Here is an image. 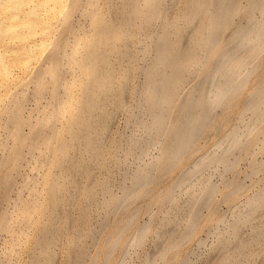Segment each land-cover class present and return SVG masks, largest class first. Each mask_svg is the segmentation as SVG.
<instances>
[{
	"label": "bare ground",
	"instance_id": "bare-ground-1",
	"mask_svg": "<svg viewBox=\"0 0 264 264\" xmlns=\"http://www.w3.org/2000/svg\"><path fill=\"white\" fill-rule=\"evenodd\" d=\"M80 1L82 2V0H73V3L70 5L69 4L70 2L68 3V0H0V44L1 45L4 44L5 47L7 46V48H9V47H11V45H10L11 40L12 41L14 40L12 42V44L15 42V40H17L16 43H18V40L20 42L19 43L20 45L18 46L19 49L17 48L18 50L14 52L15 57L11 62L7 63L4 56L0 53V83L1 84L5 85L6 87L8 86L7 84L9 83V80L11 79L12 74H13L12 73L13 68L11 70L12 66H15V65L20 66L21 69L23 68L25 70L26 68L28 69L29 65H31V63H33V61H35L39 57L37 55L39 52V48H41L42 46L45 47V45H46V43H45L46 41L45 42L42 41L43 40L42 37H44V39L46 40V37H48L49 32L52 31L51 26L53 25V22L51 23L50 21L53 18V16H51V15H54V17H55V14H53V13H55L56 11L59 13H63L64 15H59V17L64 16L63 18L61 17L62 19L60 18L62 20L61 24L62 23H63V25L65 24L64 26L68 27L67 31L70 32L71 34H74L73 32H71L72 29H74V26L72 24H70V19H72L71 16L74 14L72 11L77 10L76 8L79 6L82 7L81 6L82 3ZM138 1L139 0H121V7H119L120 13H121V18H120L121 20L116 18V16L119 17V15H117L118 12L115 13L112 9V8H115L116 6L111 7L112 10H108L107 8H109V7H106L107 11H109V12L113 11L116 14V16L114 14V16H115L114 18H116V20H118V22L116 23L114 18H113L112 12H111L109 14L110 15L109 17H112L113 18V19L111 18L112 22L113 21L114 22L109 23L110 25L107 24L109 21L106 22V24L108 25L107 27L103 26V25H106L105 22L103 23V21H106V19L103 20L104 17L106 16V14L104 17L102 15L101 19H98V17L100 18V16H101L100 14L102 13L101 12L102 10L99 11L100 14L97 18L94 15H91V18H90L91 21L94 18V21H92L93 27L91 26L93 29H91V31L94 33L91 34L92 32L90 31L91 33L89 35L86 32L85 36H82L83 39H84V37H86L84 40H80L78 38L80 40L79 43L81 41H84V44H86L85 46H84V44L82 45V47L84 46V48L80 47L81 50L84 49L85 51H83V50L81 51L79 49V51H81V53L85 52L84 54L83 53L80 54V52L78 51L77 47L79 45H77V47L75 45H73L74 47H73V50H71V54H67L65 52L66 50H64L62 47H63V45L64 46L66 45V47H68V45H69L68 41H70L69 40L70 33L68 34L67 31H65V30L63 31L64 33H61V35L57 34V36H56V37H58L57 39L55 37H54V40L52 39L53 41H55V39H56L57 42L56 41L55 42L58 43L59 45L61 44V48L63 51L58 50V49H60L59 45H58V49L53 48V49H55V50H53L54 52L56 50H58V51H56L55 53H53V51L52 52L50 51L51 53H53L51 55H49L50 53L49 54L47 53L49 55L47 57V60H50V61H48L50 66H48V64H47V66L49 67V69L47 67L48 71H45L44 69H43V71H45V73L50 72V74L52 75V77L50 75V77H51L50 81H52L51 82L52 84L49 83L50 81L47 83L49 84V86L51 84V86H50L51 92L50 93H52V97L56 102V104H55L56 107L54 109L52 106L53 110L52 111L50 110V113L48 111V113H46L47 115L43 117L44 118V119H42L43 121L40 122L38 120L39 123H37L36 125L34 124V127L35 128L38 127L40 129L44 128L43 130L46 131L47 129H45L44 126L48 127V125H47L48 122L50 124H52L51 122H54L53 126L52 125L49 126L50 129H48V131L50 130L49 131L50 133L48 132L49 134L46 135V133L44 131L43 133L46 136L43 137L41 135V137H43V139L41 141L44 142V140H45L44 144L47 146L46 148L49 147V150H48L49 154L46 157L44 156L45 159H41L43 161L44 160L46 161V164L48 166V170L46 169V167L43 166L45 163L42 164L43 162L41 160H40V162H42L41 164H42L43 168L46 169V172H44V175H45L46 186L48 184V189L46 188L47 190L46 189L45 190L47 191V194L49 195V197H48L49 202L54 205V207L56 209L55 211H57V212L50 213L49 211H51V210L49 209L48 212L51 215L45 216L46 218H48L49 223L45 224V226H43V227L41 226L42 228H40V234H39V237L37 238L38 240L36 239L37 240L36 241L37 247L35 245L36 249L33 246L34 247L33 249H35V251H33L34 252L33 253L34 261L32 259L33 264H51L52 263L53 257L56 253V251L54 250L55 246L63 238V236L65 234V230H66V225L68 224V229H69V226H70L69 222H72V217H71L72 215L69 212L72 210H68V209H70L69 207L72 205H77V203L79 201V194L81 192L83 194H85V196H87L90 199L89 201H91V199L93 200V197L96 194V193H94V191H95V188H97L96 187V185H97L96 181L97 180L95 178L94 172L99 166H101L103 164L104 159H106L105 157L108 158L107 155L113 157L110 150H108L109 148L112 147V145L109 144V145H111V147L107 146L106 148H108V149L105 150V146H104L105 140L103 139V135L105 136L104 132H106V129L108 127V124H107L108 121L107 120L111 117L110 116L111 115V107H113L112 110H115V109L116 110L117 109L118 110H121V109L125 110L131 116L133 114L132 112L135 110L133 107H135L136 110L143 112L145 115L148 113V116L151 115L153 117V120H152L153 122L149 123L150 122L149 121L148 122L149 124L148 123L146 124V127L144 129V133H143V139L139 140V139H137L136 136L128 138V139H130V140H128L129 144L127 143L129 146H127V144L125 143L127 149L125 150L124 157H129V155H132L134 153L136 146L140 145V141L144 142V145L141 149L142 154H147L151 147H153L156 144H160V143L164 142L162 139H163V137L166 136L165 135L166 132L167 131L169 132V126L171 125L170 124V122H171L170 121V114H171V110H172L171 106L174 103V101H173L174 98L177 97V95H178L177 94L179 92L178 90L181 89V88L178 89V87L180 86V85L178 86V84H181L187 78L188 74L191 73L192 70H194L196 65L199 66L201 61L204 60V57H205L204 55H207L208 52L210 53V50L214 46L215 42H217V44H218L219 40L216 41V39H217V37H219V34H221L222 31L230 23H232L233 18H235V16L237 17V14H239L240 10H241L240 9L241 7L239 8L240 0H186V2H185L186 3V9H185V12L183 11L182 16L181 15L175 16V14H172V15H169V14L166 15L165 14V16H164V14L162 13L163 14L162 16H164V17L162 18L163 20H161L162 23L158 27V29H159L158 36L156 37V34H155L154 38H156V41H155L154 45H153V43L150 44V41L148 43V41L146 40V39H148L147 36H146V39H143V38H145V35L144 36L139 35L140 38L142 37L141 39L139 38V36H137L138 38H136V39H139L140 43H141V40L143 39V41H142L143 43H141V44H143V47L140 46L141 47L140 51H138L139 50V48H138V50H137L138 52H137V51L133 50L134 48L136 49L137 47H134L133 46L134 44L131 45L132 40L138 34L137 33L135 35V32H137L139 30L137 28L138 30L136 29L137 30L136 31L135 28L137 27V25H140L141 27L146 26L148 24V19L150 20V18L153 16H155V17H156V15H158V17L160 16L159 2L161 3L162 0H144V1H142L143 3L141 2L142 4H144V5H142V7L139 6L140 2H138ZM85 2L88 3V0H85ZM31 3H33L34 5L27 8L26 5H30ZM90 3H92V0H90ZM93 4H94V2H93ZM67 5H69L68 6V7H70L69 9H68V7L65 8ZM65 9H68V10H66V12H64ZM104 11L106 12V10H104ZM180 11L182 12V9H180ZM105 12H103V13H105ZM161 12H162V10H161ZM120 13H118V14H120ZM170 14H171V11H170ZM50 16L52 17L51 19H50ZM179 16H181L183 18V20H184L183 23H180ZM196 19H198V20H196ZM244 19L246 20V21H244L245 23L242 24V22H241V24L239 26L237 25V28L235 27L236 29L232 33H230V35H229L230 37H228L230 47L228 49H225L224 51L222 50L223 52L221 53L220 58L218 57L219 60H217L218 62L216 63L215 66H213V70L211 71V73H209V75H207V77L204 76L206 78H204V79L202 78L203 79L202 80L203 85H202V83L199 84L200 83L199 81H201V79L198 81L199 82L198 84L195 82V86L200 85V87L198 86L199 87V88L197 87L198 89L196 88V90H193L194 94L191 98H189L188 102L186 101L187 103L185 102V104H186L185 106H183L184 105L183 103H180V104H183L182 105L183 107L181 108V106H180V107H178L179 111L177 110V112H178L177 113V120H176L177 127L175 126L176 125V123H175V125H174L175 128H174V133H173L174 135H173V137H171L172 139L170 138L172 140L171 141L172 144L170 143L171 146L169 145L170 147L167 148V150L168 149L170 150V151L168 150L169 155L166 151V153H167L166 155H168V158L167 157L166 158L169 160V162L171 164L166 159L167 163H169V166L166 168L170 169V166L173 163L175 164V162L178 161V159H180L181 155L186 153L185 151L187 150V147L190 148V146H191L190 144H192V142L194 144V141L195 142L197 141L198 138H196V135L198 137V133L199 134L201 133L199 130L204 128L203 126L205 125V123H207L208 120L210 121L211 117L213 119L214 115H212V114H214V111H216V108L218 106H220L221 103L223 104V102H226L231 96H233L234 93L237 92V90L240 88V86L243 83L245 85V83H246L245 79L247 80V77L249 76V74H251L250 70L252 68H253L252 70H254V67H251V69H250L247 66H249L250 62H253V60L256 58V56L259 54L260 50L264 46V0H255L254 2H252L248 11L246 12V16L244 17ZM101 20H102V22H101ZM52 21H55V20H52ZM119 21H121V22H119ZM198 21H200L199 24L196 25V27H194L196 24L195 22H198ZM110 22H111V20H110ZM193 22H194V24H192ZM191 24L193 25V27H191L192 26ZM70 25H72V27ZM36 26H38L39 28L41 27V29H40L41 31L40 30L38 31L39 34L37 33V31L35 29V28H38ZM61 27H63V26H61ZM66 27H64V29H67ZM76 27H77V25H76ZM190 27L194 28V30L191 29L193 33H192V35H190V37L188 38L189 40L186 43L185 42L186 38L184 40V36L186 35V33L188 31L187 28L189 29ZM49 28L51 30H49ZM59 28H60V26H59ZM80 29H82V27ZM141 30H142L141 33L145 32V31H143V28ZM34 31H35L37 37H38V35H40V32L42 35V37L40 39L41 41L39 40L40 36L38 38V40L41 42L39 47L37 45L34 46V45L30 44L32 41L30 42L29 39H31L32 37L30 38L29 36H33L32 34L34 33ZM189 31H190V29H189ZM77 32H78V30H77ZM184 32H185V34H184ZM79 33H80V31H79ZM228 33L229 32H227V34ZM75 35H78V34H75ZM83 35H84V33H83ZM152 35L153 34L149 33L150 37ZM34 37H35V35H34ZM34 37L32 40L35 39V42H37L36 41L37 39ZM73 37L74 36H72V38ZM26 38H27V41H26ZM152 38L153 37H151V39ZM39 41H38V43H40ZM76 41H77L76 44H79L78 40H76ZM55 42H54V44L56 45ZM136 42H137V45L135 43V46L139 47V45H140V44L138 45L139 41H136ZM81 43H83V42H81ZM73 44H75V43L73 42ZM109 44H113L112 46H114L117 53L122 58L121 61L123 62L125 60V62H124L125 65L127 64L126 59L127 60L130 59L131 61L132 60L137 61L139 56L137 55V57H136L135 52L140 55V58L143 56L139 60V61H142V59H143L142 62H144V60H145L144 58L146 55H148V56L151 55L150 56L151 57L150 62L146 59L145 61H148V62H145V63H148V64L146 66H145V64H143V66H145L142 68L144 74H142V73L141 74L143 75V80L144 79L145 80H144V83L142 84L143 86L141 85L142 87H140L141 89L139 88V90H140L139 100L136 103L133 102V103H135L134 106H132L131 104H128V102L125 100V98H126L125 96H127L128 94L130 95L132 92V91L130 92V90H132L130 87H134L131 84L133 82L131 78L134 75V70H133L134 64H133V66H132V64L127 65V66H125V65L121 66L118 63L120 65V68H119V71L117 72V69H116L117 66L114 63L116 61L112 62V60H110V57H108L111 54L110 55H108L109 53L107 54L108 51L110 52V51H113L114 49L110 50L111 49V47H110L109 50L106 51L107 50L106 48H108ZM121 44L124 45L122 48L119 47ZM228 45H226V46H228ZM131 46H133L134 48ZM55 47H57V46H55ZM5 50H8V49H5ZM43 50H44V48H43ZM41 51H42V48H41ZM6 52H4V53H6ZM114 52H115V50L111 53H114ZM14 53H11V54L13 55ZM8 54H9V52H8ZM42 54H44L43 51H42ZM119 55L116 54L117 58ZM113 56L111 55V57H113ZM120 57H119V59H120ZM123 58H126V59L123 60ZM131 58H133V59H131ZM134 58H137V59H134ZM40 60L42 61V60H44V58L40 59ZM67 60L69 61L68 64L70 67L67 69L69 70L72 68L73 70H75V72L79 73L78 74V77H80L79 79H81L82 76L84 79V82H83V79L81 80L82 81L81 84H83L84 87L82 85V88L80 91V96L78 95L79 97L77 96V93L73 88L75 86L73 84L74 81H73V83L71 82L72 85H74V86H71V85L69 86L68 85L69 82H67L66 75H64L67 73L69 74L70 71L67 70L68 72L66 71L67 73H65V71H63L64 69H62L63 63L66 64ZM44 61H42V62H44ZM133 61H132V63H135ZM110 62H112L113 65L115 64V66H116L115 69L113 68L114 67L113 65H110ZM137 63H138V61H137ZM111 66H113V67H111ZM197 66H196V68H197ZM136 67H138V66L136 65ZM141 67H139L140 69L137 68L139 70V72L141 71ZM39 69H40L39 71H42L41 68H39ZM45 69H46V67H45ZM34 70L35 69H33L32 71H34ZM73 70H71V71H73ZM132 70H133V73H132ZM39 71H38V73H40ZM75 72H73L74 75H76ZM193 72H195V71H193ZM73 73H71V75ZM35 74L37 75V73H34V75ZM39 75L40 74L37 75L38 78L35 77L36 79H34V80L32 79L34 81V83H36L35 84L36 87L34 88L35 90H33V91H35L34 93H36L35 98L37 101H39L47 93V90L50 89V88L48 89L49 86L46 83V81H44L42 79L44 76L42 75L43 76L42 77L40 75V77H39ZM46 75H47V77L49 76L48 74H46ZM68 76H70V75H68ZM31 77H32V74H31ZM189 77H190V74H189ZM13 78L15 79V77H13ZM52 78H54V80H52ZM262 78L264 79L263 76H262ZM64 79L66 80L65 83L66 84L68 83L67 85L64 83ZM68 79H70V78H68ZM71 79L75 80L76 77L75 78L73 77ZM192 80H193V78H192ZM75 81L77 82V80H75ZM29 82H30V79H29ZM79 82H80V80H79ZM262 83H263V81H262ZM1 87H3V86L1 85ZM1 87H0V89H1ZM71 87H72V89H71ZM23 88H24V86H23ZM135 88H137V87H135ZM18 89H19V87H18ZM79 89H80V87H79ZM133 91H134V89H133ZM240 92H238V93H240ZM17 94L19 96V93H17ZM22 95H23V93L20 96H22ZM4 96H6V95H4ZM237 96H238V94H237ZM4 98H6V97H4ZM53 99L50 101H54ZM21 101H23V100H21ZM41 101H43V100H41ZM2 102H4L3 99H2ZM10 102H12V101L10 100ZM51 104H53V103H51ZM21 105H22V103H21ZM47 105H48V102H47ZM49 106H50V104H49ZM226 106H228V105H226ZM19 107L17 106V108H19ZM13 108H16V107H13ZM245 108H246V111H251L253 113V118L249 122L246 123V125H247L246 131L242 132L239 130L238 131L233 130L228 135V138L226 140V144L222 148L219 146L220 144L218 145L219 148H221L220 149L221 151L216 150V151H214V153H212V155H210V156L207 155L206 157H203L202 159H200L198 162L194 163L193 167L189 170V172H190L189 177H190L191 183H193L196 179H198L199 177L202 176L201 174H202L204 168L208 165L210 166L212 164L213 165L214 164H217V165L222 164L225 167V172H226V169L232 167L233 165L235 167L236 164H234L233 161L230 162L231 159H229V157H230L229 154L230 153L232 154L233 152L235 153L240 148H242V145H244L243 144L244 142L242 143V139L244 141V137L246 138V136H248L252 132V130L255 128L256 124L264 118V86L260 87L258 90H256L254 92V94H252V96L249 99L248 103L246 104ZM13 110H12V112L8 111L11 115L8 113L7 116L10 115V118H11L10 121L14 122L13 120H15L14 124L16 123V125H14L15 128L13 127L14 130H13L12 134H10L7 130H6V132H7V134L9 133L10 135H12V137H15L14 138L15 140L18 139V143L16 145H14L15 149L11 150L12 152L7 151V152H9L8 154H6L7 158L4 161H2L0 163V165H7V166L15 165V168H17L19 160L21 159V161H22V151L21 150H23V149H21V148H23L25 143L28 142V141L25 142L24 140L28 139L27 137L29 136V134L27 133L28 136H26L25 139L21 140V134H20V139L18 138L19 132L22 129L23 125L25 123H27V120L25 122V120L21 117V115H19L20 114V113H18L19 109H18V111L15 109L17 112L15 110H14L15 112H13ZM41 111H42V109H41ZM243 111L245 112V110H243ZM20 112H21V110H20ZM42 113H43V111H42ZM23 114H24V112H23ZM240 114L242 115L243 113H240ZM64 116H66L67 127L66 126L65 127L67 128V132L69 134V135L68 134L66 135V136H69L68 139L66 138V136H64L66 139H63L64 137L60 136L61 131H58L57 126H55V123H57V122L59 123L60 121H62L61 119H63ZM131 116H130V118H131ZM12 117H13V120H12ZM7 118H9V117H7ZM47 120H50V121L47 122ZM6 121H9V119L8 120L6 119ZM10 121H9V123H10ZM263 121H264V119H263ZM28 122H30V121H28ZM45 122H47V123H45ZM110 122H111V120H110ZM174 122L175 121H173V124H174ZM0 125H1V123H0ZM7 126H9V125H7ZM31 127H33V126H31ZM38 128L35 129V131L39 130ZM31 129H30V131H31ZM62 131H64V128ZM39 132H40V130H39ZM31 133H32V136L36 133V135H34L33 137L36 136L35 137L36 139H38V138H39V140L41 139L38 131L35 133H33V131L30 132V137L32 138ZM169 133H171V132H169ZM63 135H65V134H63ZM37 136H39V137L37 138ZM5 137H7V136H5ZM248 138H249V136H248ZM34 139H33L32 144L35 145L36 142L34 143ZM36 139H35V141H37ZM194 139H196V140H194ZM29 140H30V138H29ZM5 141L8 142L6 139H5ZM116 141L114 143H116ZM43 142L41 144H43ZM13 143L11 145H13ZM110 143L113 144V141ZM26 145H28V144H26ZM34 145L31 146V147H33V149H34ZM107 145H108V143H107ZM117 145H118V143H117ZM117 145H116V147H117ZM119 146H122V145H119ZM119 146H118V148H119ZM1 147H3V146H1ZM39 147L41 148V145H39ZM114 147H115V144H114ZM245 148H246V145H245ZM12 149H13V147H12ZM111 149H113V148H111ZM243 149H244V147H243ZM45 150H47V149H45ZM70 150H76L73 153L74 155H75V153L78 152L76 159H72V157H70ZM114 151H115V149H113L112 152H114ZM183 151H184V153H182ZM29 152L31 154V152H32L31 149ZM33 152H34V150H33ZM40 152H41V150H40ZM37 153H38V150H37ZM44 153H46V152H44ZM114 153H113V155H114V157H116V155ZM7 155H9V156H7ZM26 155H28V154H26ZM43 155H45V154H43ZM233 155H231V156H233ZM35 156H37V155H35ZM46 158H47V160H46ZM111 159H113V163L115 164L114 165L115 167H116V165L119 166V164L122 163V161H123L122 159H119V157H116L115 159L114 158H111ZM111 159H109V162L112 165V162L110 161ZM124 159H126V158H124ZM106 161H107V159H106ZM106 161L104 163H106ZM20 162H19V164H20ZM28 162L29 161H27V163ZM16 164H17V166H16ZM38 164H40V163H38ZM75 164H77L76 166H77L78 170L80 171L79 172L80 173L79 179H77L78 177H76V176H75L76 177L75 178V177H73V175H72V177H71V175H69V173L71 171H73V170H71V168L72 169L75 168L74 167ZM54 166L59 168L58 173H54V174L52 173L53 171H51V170L54 169V168H52ZM103 166L105 167V165H103ZM150 166L148 165L147 167L145 166V168L141 167V168L135 170L134 173L131 176H129V179L126 180V181L129 180V183L124 182V184L121 188L122 191L118 195L114 196L113 193L111 194L112 196L109 195L110 194L109 191L111 192V189H110L111 187L109 186V179L110 178L109 179L106 178V180H105L106 182L101 181L102 183L101 182L99 183V186L102 184V192H101L102 195L100 194V190H99V194L101 197L99 207L101 206L102 210L104 211L103 212L104 213V215H103L104 219L108 218L107 216L110 214V211H111L110 209H114V208L117 210L120 209L121 205L123 206L125 203L127 204V200L129 199L128 197H130L134 194L133 193L134 190H136L137 188L142 189L144 184L146 185V183L150 182V178L154 176L153 174L156 171L155 169H154L155 171H153V168L157 167V166L155 167L154 164H153V168H152V166L151 167ZM12 167H14V166H12ZM36 168H37V165H36ZM9 169L10 170L12 169L11 166H9ZM9 169H8V171H9ZM107 169H109V168H107ZM254 169L256 170V168H254ZM14 170H11V171H14ZM57 170L58 169H56V171ZM74 173H75V171H74ZM76 173H77V170H76ZM79 173H78V175H79ZM41 174L43 175V173H41ZM3 176L6 178L5 181H3V179H5ZM3 176H2L3 179H2V177H1V179L4 183L2 181H0V182H2L4 185L6 182L5 187L9 188V186L14 183L12 181L14 178L13 179L11 178L12 180L10 179V177H11L10 171L7 172V175L5 174ZM160 177H161V175H160ZM43 179L44 178H42L41 180H43ZM28 182H29V180H28ZM82 182H84L85 184H83ZM206 182L209 184H207V186L204 185V187H201V189H199L200 191L198 190V191H196V193H193L190 201L184 207L188 212L187 218H186L184 223L179 222L178 219H176V217H167L164 220V223H166V224H168V223H170V224L174 223L175 224V228L174 227L173 228H174V230L176 229L175 230L176 232L174 231L175 235L172 234V236L174 235L173 237L170 236L173 239H172V242L169 243V244H171V246L173 248H175L173 245H177L180 242H182V240H184L187 236H189L188 234H190L192 231L195 230V227H197L196 225H197V222L200 218L201 212L204 209L203 207H205L206 203L208 204V201H210L211 198L214 196L213 194H215V192L217 190L216 188L218 187V185L216 187L214 185L215 183L212 184V182H210V181H206ZM74 183L76 185L77 191H79V192H77V193H79L78 195H76L75 193H71L69 190V187L67 188V186H71ZM228 184H230V183H228ZM24 185H26V183ZM37 186L35 188L39 189V187H37ZM180 187H182V186H180ZM8 188H5V192H7L9 190ZM23 188H25V187H23ZM26 188H27V185H26ZM35 188L34 189L32 188V189L35 190ZM66 188L69 190L68 194H66V193L63 194V190ZM38 189H36V190H38ZM36 190H35V192H36ZM38 191H37V193H38V195L40 194V196H39V198H40V197H42V195H44L45 191L43 194L40 191H39L40 192L39 193ZM42 191H43V189H42ZM27 192H28V190H27ZM32 192H34V191H31V193ZM170 192H171V194H170L171 196L170 195H168V196H170V203H171V210L170 211H172V209L174 210L175 208H178V204L176 203L178 201H176V196H175L176 191L170 190ZM18 193L19 192H17V194ZM37 193H36V195H37ZM131 193H133V194H131ZM168 194H169V191H168ZM225 194H227V193H225ZM21 195L22 194L20 193V198H21L22 204L24 206V207L22 206V208H24V210L19 208L21 205L18 208L20 210H23L22 216H21V213H20V216L24 220L20 219V222L25 223V221H26V223H25V226H26L27 223L31 224V223L35 222V221L33 222V218L35 216H39L41 207L37 201V198H36V201H35V199H34V201H32L30 199L31 201L29 200V202H28V199H27V201L25 200V198L22 199ZM38 195L36 197H38ZM20 198H17V199H20ZM0 200H1V198H0ZM5 200H4V202H5ZM21 200H18V201L21 202ZM23 200H25L26 203L25 202L23 203ZM247 200H248V198H247ZM2 201L3 200H1V202ZM87 201H88V199H87ZM49 202H48V204H49ZM41 203H42V201H41ZM6 204H7V202H6ZM51 204H49V205H51ZM128 205H130V203ZM128 205H127V207H128ZM44 206L42 208H44ZM64 206H68V209H67L68 211L65 210L66 207L64 208V211L68 212L67 213L68 215H66V216L63 215V213L62 214L60 213V211H62L61 209ZM246 206H247V210L239 213L237 215L235 221L230 225V227L228 226L229 230H230L229 234L227 233L228 234L227 237L220 241L221 246H222V254L220 253L221 254L220 258H218V260L212 264H255L256 263L255 261H256V258L258 256L257 251H259L258 248L264 247V223H263V225L262 224L261 225H255L253 228L254 229L253 232L252 233L250 232L251 235L249 234L250 236H248V237L243 238V236L241 237V236L237 235V230H238V228L240 230L239 226H241L243 224V222L245 224V223H247L248 220H251L255 216V214H256L255 212H257V209L264 206V188L262 190H260V192H258L255 196H253L250 200H248ZM0 207H1V205H0ZM82 207L84 208V206H82ZM45 209H46V207H45ZM11 210H13V209H11ZM84 210H83L84 214H80V215H82V217L80 219V222L78 223L79 225H78L77 230H76L77 235L75 234V237L73 236L75 238V240L78 241L79 243L84 242L85 239L87 238V236L90 235V233H91V230L87 227L88 226L87 225L88 224V217H86V215H85L86 212ZM120 210H122V209H120ZM4 211H6V209ZM100 211H101V209H100ZM17 213L19 214V212H17ZM7 214L6 213L3 214V212H2V214L0 215V228L1 227L4 228L3 226H6V227L11 226L12 223L10 222V225H9V220H11L13 218H10V214H8V215ZM65 214H66V212H65ZM99 214H100V212H99ZM130 214L133 215L132 211ZM173 214H175V213H173ZM14 216H16V214ZM16 218L19 219L20 217L16 216ZM14 220H12V222L15 223V225H16L15 221H17V220H15V221ZM91 220H93V219H91ZM256 220H258V219L256 218ZM44 221H46V220H44ZM101 221H102V219H101ZM101 221H100V223L98 222L99 226H97V227H101V229L99 228L100 230H102L101 224L103 222V221L102 222ZM128 221H130V219H128ZM219 221L223 222L224 220L222 219ZM259 221H261V220H259ZM117 223H119V221ZM7 225H9V226H7ZM19 225H20V223H19ZM27 225L29 226V224H27ZM123 225H125V224H123ZM216 226H218V225H216ZM6 227H5V230H6ZM13 227H11V229H13ZM21 227H22V225H21ZM23 227H24V225H23ZM104 227L105 226L103 223V229H104ZM11 229L9 231H11ZM17 229H19V228H16V231H14V230L13 231L16 232L17 236H18V233L21 231L23 232V230L20 229L21 231L17 232L18 231ZM26 229L29 230L31 228H28L26 226ZM99 229H96L97 232H99L98 231ZM118 229H121V228H118ZM145 229L146 230H144V232L141 231L143 229L139 230V232L141 234L139 233L138 234L139 237L136 238L137 244L140 241H142L141 239L145 238L144 233L146 231L148 232V229L147 228H145ZM217 229H219V228H217ZM217 229H215L213 234L214 235L216 234L217 236H219L220 233ZM0 230H2V229H0ZM25 231H27V230H24V232ZM189 231H191V232L189 233ZM27 233H28V231H27ZM27 233H25V234H27ZM28 234H27V236H28ZM14 237H16V236H14ZM92 237L96 238L94 236H92ZM18 238H19V242L23 241L22 243H24L25 239H22V238H25V237H23L22 234H21V236L19 235V237H17V239ZM171 238L169 241H171ZM17 239L15 241H12V243L16 242L17 245L19 246L21 244L18 243ZM67 240H68V237H67ZM115 240H117V239H115ZM92 241L94 243V240H92ZM61 242H63V241H61ZM233 242H234V244L236 242V244L233 245L234 247L231 246ZM198 243H200V242L198 241ZM34 244H36V243H34ZM135 245H136V243H135ZM254 245H257L259 247L255 249ZM18 246H16V247H18ZM167 246L169 247V245H167ZM10 247H9V249H10ZM16 247H15V249H16ZM219 247H220V245H219ZM12 248L14 249V247H12ZM85 249H86L85 247H81L80 250L78 249L79 252L77 254V262L80 261V259L87 253L85 251ZM113 249L111 250L112 252H113ZM111 251H110V253H112ZM163 251H165V250H163ZM89 253H90V251H89ZM7 254H9V253L7 252ZM11 254H13V253H11ZM163 255L165 256V254H163ZM7 257H8V255H7ZM3 258L6 259V257H4V256H3ZM259 258H260V256H259ZM72 259H73V257H72ZM7 260L9 261V259H7ZM172 262H174V261H172ZM8 263H6V264H8ZM10 263H11V261H10ZM150 263H148V264H150ZM152 263H154V262H152ZM30 264H32V263L30 262ZM75 264H77V263H75ZM206 264H208V263H206ZM261 264H264V261H263V263L261 261Z\"/></svg>",
	"mask_w": 264,
	"mask_h": 264
},
{
	"label": "rangeland",
	"instance_id": "rangeland-1",
	"mask_svg": "<svg viewBox=\"0 0 264 264\" xmlns=\"http://www.w3.org/2000/svg\"><path fill=\"white\" fill-rule=\"evenodd\" d=\"M142 1H144V0H139L138 1V2H140L139 6H141V7H142V5H144V4H142L143 3ZM254 1L255 0H253V1L252 0H240L241 3L239 2V8L241 7L240 8L241 10H240V13L237 14V17L235 16V18H233L232 23L234 25L232 23H230L222 31L223 34L222 33L219 34V37H217V39H216V41L219 40L218 44H217V42H215L214 46L210 50V53L209 52H208V54L206 53L207 55H204L205 56L204 60L201 61L199 66L196 65L197 68L195 66L196 69L194 68V70H192V72L193 71H195V72L189 73L190 77H189V74H188V76H187L188 79L186 78L181 84H178V86L180 85L178 87V89L179 88H181V89L178 90L179 91L177 93L178 95H177V97L174 98V100H173L174 103L171 106L172 110H171V114H170V121H171L170 124L172 126L171 125L169 126V132H171V133H169L168 131L166 132V134H165L166 138L163 137V139H162L164 142H162L160 144H156L153 147H151L147 154H142L141 149H142V147L144 145V142L140 141V145L136 146V148L134 150V153L132 155H129V157H124L125 150L127 149L126 144L128 143V140H130L128 138L136 136L137 139H139V140L143 139V133H144V129L146 127V124L149 121H150L149 123H152L153 122L152 121L153 117L150 114H149L150 116H148V113L145 115L143 112H141L139 110H136L135 107H133L135 110L133 109L134 111L132 112L133 113L132 116L129 115V113L127 111H125V110H122V109L121 110H118V109L116 110L115 108H114L115 110H112L113 107H111V115H110L111 119L109 118L107 120L108 121L107 122L108 127L106 129V132H104L105 136L103 135V139L105 140L104 141L105 142L104 143L105 144L104 145L105 146V150L108 149V148H106L107 146L111 147V145H112L111 148L115 149V151H114L115 153L112 152L113 149L109 148L108 150H110V152L112 153L113 157L107 155L108 158L105 157L107 159V161H106V159H104L103 164L101 166H99L97 169L95 168L96 170L94 169L95 170L94 175H95V178L97 180L96 181V183H97L96 187L97 188H95L94 193H96V194L93 197V200L91 199V201H89L90 199L87 196H85V194H83L82 192L80 194L77 193L79 191H77L75 183L72 184L71 186H67V188L69 187V190H70L71 193H75L76 195L79 194V201H78L77 205L70 206L69 207L70 209H68V206H64L61 209L62 211H60L61 214L63 213V215L66 216V215H68L67 211L68 210H72V211H69L70 214L72 215L71 216L72 217V222H69L70 223V226H69L70 230L68 229V224L66 225L65 234L63 236L64 239L63 238H62L63 240L61 239V241H63V242L60 241L55 246L54 250L56 251V253H55L54 257H53V261H52L51 264H53V263L54 264H75V263H77V264H148L150 262L151 263L154 262L152 264H206V263L212 264L215 261H217L218 258H220L221 254H222V246H221V242L220 241L222 239L226 238L227 235L229 234L230 225L235 221V219H236V217H237V215L239 213L247 210V206H246L247 201L250 200L253 196H255L258 192H260V190H262L264 188V123H263L264 122L263 121L264 118L256 124L255 128L248 135L249 138H248V136H246V138L244 137V141L242 139V143L244 142L243 143L244 145H242V148H240L235 153L234 152L232 154L230 153L231 155L234 154L233 156H231L229 154V156H230L229 159H231L230 162L233 161L234 164H236L235 167L233 165L232 167L226 169V172H225V167L222 164H219V165H217V164L213 165L212 164L210 166L208 165V166H206L204 168V170H203V172L201 174L202 176L200 175L201 177L196 179L193 183L190 182V177H189V173L190 172H189V170L193 167L194 163L198 162L203 157H206L207 155L210 156V155H212V153H214V151L220 150L226 144V140L228 138V135L233 130H237V131L239 130V131H242V132L246 131V129H247L246 123L249 122L253 118V113L251 111H246V108H245L246 104L248 103V101L251 98L252 94H254V92L256 90H258L260 87L264 86V79L262 78V76L264 77V46L260 50V52L256 56V58L253 60V62H250L249 66H247L250 69H251V67H254V70H252L253 68L251 69L252 71L250 70L251 74H249V76H248L249 78L247 77V80L245 79V82H246L245 85L243 83L240 86V88L238 89L239 91L237 90V92H235L233 96H231L226 102H223V104L221 103L220 106H218L216 108L217 112L214 111V114H212V115H214L213 119L211 117L210 121L208 120L209 122L207 121V123H205V125L207 124L206 125L207 127L204 125L203 126L204 128L199 130L201 133L200 134L198 133V137L196 135V138H198L197 141L196 142L194 141V144L192 142V144H190L191 146L189 145L190 148L187 147V150L185 149L186 150L185 152L187 154L184 153V151H183L182 153H184V154L181 155L180 159H178V161H176L175 164L172 162L173 166L171 165L170 169L166 168V167L169 166V163H170L169 160L167 159L170 150L168 149L169 150L168 151L167 148H169L171 146L170 143L172 144V142H171L172 138L171 137H173V135H174L173 133H174L175 126L177 127L176 120H177V113H178L177 110L179 111L178 107L181 106V108H182L183 106L186 105L185 102L186 101L188 102L189 98H191L193 96V94H194L193 90H196V88L198 86L200 87V85H198V86L196 85L195 86V82L197 84L200 82L199 84H201L202 80L204 78H206L207 75H209V73H211V71L213 70V66H215L216 63L218 62L217 60H219V58L221 56V53L225 49H228L230 47V43H229V39H228V37H230L229 36L230 33H232L237 28V25L239 26L241 24V22H242V24L245 23L244 21H246L245 20L246 18L244 19V17L246 16V12L248 11L250 5ZM86 2H85V0H82V2H81L82 3V5H81L82 7L79 6L80 8L77 7L76 8L77 10H75V11L73 10L72 11L75 15L72 13L73 15L71 16L72 19H70V24H72L74 26V29H72V31H71L74 34H71L70 32L67 31L68 27L64 26L65 24L64 25H63V23L61 24V21H62L61 19L64 16H61L62 17L61 18V17H59V15H64V14L63 13H59L57 11L56 12L54 11L55 13H53V14H55V17H54V15H51V16H53V18L50 16V19L52 18L50 22L51 23L53 22V25H52L53 27L51 26L52 31L49 32L48 37H46V40L44 39V37H42L41 32H40V35H38V37H37L35 31L32 34L33 36H29L30 38L32 37L31 39H29L27 37L30 40V42L32 41L31 43L28 41L31 45H34V46L37 45L38 47L41 44V42H40L41 40L40 39L42 37L43 38L42 41H44V42L46 41L45 42L46 43L45 47H43V46L41 47L44 54H42L41 48H39V52L37 54L39 57L38 58L36 57L37 58V59L35 58L36 60L34 59L35 61H33V63H31V65H29L28 69L26 68L24 70L23 68L21 69L20 66H16V65L12 66L11 70L13 68V72H12L13 74H12L11 79L9 80V83L7 84L8 86L6 87L5 85L0 83V87H1V85L3 86L0 89V118H1L0 119V123H1V125H0V128H1L0 129V163L7 158L6 154H8L11 150H14L15 149L14 145H16L18 143V139L15 140L14 139L15 137H12V135H10V134H12V132H13V130L15 128L14 125H16V123L14 124L15 120H13V117H12V120L14 122L10 121V119H11L10 115L11 114L9 112H12L13 109L14 110L16 109L17 111L19 109V111H18V113H20L19 115H21V117L25 120V122L27 120V123H25L23 125L22 129L20 130L18 138L20 139V134H21V140L25 139L26 136H28V134H29V136L27 137L28 139L24 140L25 142L26 141H28V142L25 143V145H24L25 147L23 146V148H21V149H23V150H21L22 151V161L20 159L19 160V162L21 161L20 164H19V162H18V166L16 164L17 168H15V165H9L12 168L11 170L15 169L14 171H11L9 169V166L0 165V179H1V177L3 175H5V174L7 175V172H9V171H10V174H11L10 179L14 178L13 180L11 179L14 183L11 181L13 184L11 183L12 185H10L9 188L5 187L6 186V182H5V185L3 184L4 183L3 181L6 180V178L4 176L3 177L5 179H3V177H2L3 181H2V179L0 180V181L3 182V183L0 182V198H1V200H3L2 202L0 200V202H1L0 203V205H1L0 212L2 211L3 214H5V213L7 214L8 213V214H10V218H13V219L9 220V225H10V222L12 223L10 227L3 226L4 228H2V227L0 228V229H2V230H0V264H6L8 262H9L8 264H30V262L33 264V261H34V258H33V253L34 252L33 251H35V249L37 247V242L36 241L38 240L37 238L39 237V234H40V228L45 226V224L49 223L48 222V218H46L45 216L46 215L47 216L51 215V214H49V212L50 213L57 212V211H55L56 209H55L54 205L49 202V198H48L49 195L47 194V191H46L48 189V184L46 186L44 172H46V169L48 170V166H47L45 160L44 161L41 160V159H45V157L49 154V151H48L49 147L46 148L47 146L44 144L45 140H44V142L41 141V140L43 139L44 136H46L47 134L50 133L49 132L50 130L48 131V129H50L49 126H51V125L53 126L54 122H51L52 124H50L48 122L50 120H47L48 127L44 126L45 129H47L46 131L43 130L44 128L40 129L38 127H36V128L34 127V124L36 125L37 123H39V121L40 122L43 121L42 119H44L43 117L47 115L46 113H48V111L50 113V110L51 111L53 110L52 106H53L54 109L56 107V105H55L56 102H55V100L52 97V93H50L51 92V87L50 86L52 84L51 83L52 81H50V79H51L52 75L50 74V72H46L45 73V71H48V69H49L48 66H50L49 63H48V61H50V60H47V57L49 55L55 53L58 50L63 51L62 48L64 50H66L65 52L67 54H71V50H73V47H74L73 45H75L76 47H77V45H79L77 47L78 51H79V49L81 50V48H84V46L86 45V44H84V41H81L83 43H81V42L79 43V41L80 40H84L86 38V37H84V39L82 38V36H85L86 32L89 35L92 32L91 31V29H93L92 28L93 27V22L92 21H94V18L91 21V19H90L91 15H94L97 18L99 16V14H100L99 11L102 10L101 11L102 13L100 14L101 16H100V18L98 17V19H101L102 15L104 17L105 14H106L104 19L102 18L103 20L106 19V21H103V23L105 22V24H106V22L109 21L107 24L110 25L109 23H113L114 22V21L112 22V19L116 16L115 13H117V12L120 13V8L119 7H121V0H106V1L105 0H92V3H90V0H88V3L90 5L88 3H86ZM93 2H94V4H93ZM185 2H186V0H176V1L175 0H162L161 3L159 2V9H160L159 13H160V16L159 17H158V15H156V17L155 16H153V17L150 16L152 19L151 18H150V20L148 19V24L146 26H144L145 28L141 27L140 25H137V27L135 28V30L138 28L140 31L137 29L138 31L136 30L137 32H135V35L137 33L138 34L134 38L135 40L134 39H133L134 41L132 40L131 45L134 44L133 46L137 47V48L135 49L133 46H131V47L134 48V49L133 48L132 49L134 51H137L138 48H139L138 51H140V48L143 47V44H141V43H143L142 42L143 39H146V36L148 38V39H146L148 41V43L150 41V44L153 43V45H154V43L156 41V38H154V37H155V34H156V37L158 36V32H159L158 27L162 23V21H161V20H163L162 18L165 16V14L166 15L167 14H169V15L175 14V16H178V15L182 16L183 11L185 12V9H186V3ZM68 3L71 5L73 3V0H70V1L68 0ZM32 5H34V4L31 3L30 5H26V6L28 8V7L32 6ZM68 6L69 5H67L66 7L64 6V7L67 8ZM106 7H109V8H107L108 10H112L113 9V11L115 13L113 11H110V12L107 11ZM111 7H115V8L111 9ZM69 8L70 7H68V9ZM68 9H65L64 12H66V10H68ZM180 9H182V12L180 11ZM104 10H106V12ZM161 10H162V12H161ZM170 11H171V14H170ZM103 12H105V13H103ZM111 12H112L113 18L109 17L110 16L109 14ZM118 13H117V15H119V17L116 16V18L120 19L121 18V13L120 14H118ZM162 13L164 14V16H162L163 15ZM114 14H115V16H114ZM181 16H179L180 23H183L184 20H183V18ZM116 18H114V20L117 23L118 20H116ZM52 20H55V21H52ZM110 20H111V22H110ZM196 20H198V19H196ZM101 22H102V20H101ZM119 22H121V21H119ZM199 22L200 21L195 22L196 24H195L194 27H196V25H198ZM107 24L103 25V26L107 27L108 26ZM192 24H194V22ZM72 25H70V26L72 27ZM76 25H77V27H76ZM59 26H60V28H59ZM61 26H63V27H61ZM36 27H38V26H36ZM64 27H66L67 29H64ZM81 27H82V29H80ZM191 27H193V25ZM191 27L189 28L191 32L187 28L188 31H187V33L185 35L186 37L184 36V40L186 38V41H185L186 43L188 42V40H189L188 38L190 37V35H192V33H193L192 30H194V28H191ZM38 28H35L37 33L41 29V27L39 29ZM140 28L141 29L143 28V31H145V32L141 33L142 30ZM49 30H51V29L49 28ZM64 30L67 31L68 34L70 33V35H69L70 36V38H69L70 41H68L69 42L68 43L69 45L67 44L68 47H66V45L65 46L63 45V47L61 48V44L59 45L58 43H56L57 42L56 39L58 38L56 36H57V34L61 35V33H64L63 32ZM77 30H78V32H77ZM79 31H80V33H79ZM148 32L150 34H153L151 36V37H153L152 39L149 36ZM227 32H229V33L227 34ZM83 33H84V35H83ZM93 33L94 32H92L91 34H93ZM75 34H78V35H75ZM184 34H185V32H184ZM34 35H35V37H34ZM71 35L74 36V37L72 38ZM139 35L140 36H144L145 35V38H143L141 40V43H140L139 39H136V38H138L137 36H139ZM39 36H40V38H39ZM140 36H139V38H140ZM33 37L37 39L36 40L37 42H35V39L32 40ZM54 37L56 38L55 39L56 42L53 41ZM27 38H26V41H27ZM38 38H39L40 41L38 40ZM75 39L78 40L79 44H76L77 41ZM13 41L11 40V42H10L11 47H9V48H7V46L5 47L4 44L3 45L0 44V53L4 56V58H5L7 63L11 62L14 59V57H15V53L14 52L19 49L18 48V46L20 45L19 44L20 43L19 40H18V43H16L17 40H15V42L12 44ZM38 41L40 43H38ZM136 41H139L138 42V45L140 44L139 47L135 46V43L137 45ZM54 42L56 43V45L54 44ZM73 42L75 44H73ZM83 44H84V46L82 47ZM58 45H59L60 49H58ZM112 45L113 44H109L108 48H106L107 49L106 51H108L110 47H111L110 50H112V49L115 50L114 53H111V52L114 51L113 50V51H110V52L108 51L107 54L109 53L108 55L111 54L112 56L113 55L115 56V57L114 56L111 57V55H110L108 57H110V60H112V62L116 61L114 63L116 64L117 67L115 66V64L113 65L112 62H110V65H113L114 67L113 66H111V67H113L114 69L116 67L117 72H118L119 68H120V65L121 66L125 65V63H124L125 60L124 59H126V58H123L124 61L122 62L121 61L122 58L117 53V51L114 48V46H112ZM226 45H228V46H226ZM55 46H57V47H55ZM123 46L124 45L121 44L119 47L122 48ZM43 48H44V50H43ZM53 48H55V49L57 48L58 50H56L54 52L53 50H55V49H53ZM5 49H8V50H5ZM82 50L85 51L84 49H82ZM50 51L51 52L53 51V53H51ZM81 51H79L80 54L83 53V52L81 53ZM4 52H6V53H4ZM8 52H9V54H8ZM11 53H14V54L12 55ZM47 53L48 54L50 53V54L48 55ZM116 54L119 55L118 58H117ZM135 55H136V57H137V55L139 56L138 59L134 58V59H137L138 63L135 60L134 61L132 60V61L135 62L136 64L132 63V61L130 59L129 60L126 59L127 64L125 65V66H127V65H131L132 64V66H133V64H134L133 67L135 68V69L133 68L134 75L132 74L133 70H132V73H131L133 75V76L131 75L132 76L131 79L133 81V82L131 81L132 82L131 84L134 87H130L132 89V90H130V92L132 91L131 94L129 95L127 93L128 95L126 94L127 96H125L126 97L125 100L128 102V104H131L132 106H134L135 103L139 100V98H140V95H139L140 90H139V88L143 86L142 84L144 83V80H145V79L143 80V75L142 74H144V73H143V69L142 68L145 67L148 64V63H145V62H148V61L150 62V58H151L150 57L151 55H149V56L146 55L147 57L145 56L144 59L145 60L147 59L148 61L144 60V62H142L143 59H142V61H139V60L143 56L140 58V55L138 53H136V52H135ZM42 57L45 60V61L44 60H42V61H44L45 63L40 60V59H43ZM119 57H120V59H119ZM131 59H133V58H131ZM68 63H69V61L67 60V63H66L67 65L65 63H63V65H62L63 66L62 69H64L63 71H65V73L70 71L69 74L68 73L64 74V75H66L67 82H69V84L68 83L67 84L69 86L70 85L71 86L75 85L73 88L76 91L77 96L78 95L80 96V91H81V88H82V85H83V84H81L82 83L81 80L83 79V76L81 77V79H79L80 78V77H78L79 73L75 72V70H73L72 68L68 70L67 68H70ZM47 64H48V66H47ZM143 64H145V66H143ZM136 65L138 67H136ZM45 67H46V69H45ZM47 67H48V69H47ZM139 67H141V71L142 72L141 71L139 72V70H138V69H140ZM39 68H41L42 71H43V69L45 71H43V72L39 71L40 70ZM33 69H35V70L32 71ZM71 70H73V71H71ZM38 71L40 73H38ZM73 72H75L77 76L74 75ZM34 73H37V75L38 74L41 75L42 73L43 74L45 73L44 75L42 74L44 77L41 75L43 77V78L42 77L41 78L44 81H46V83L49 82V81H50L49 83H51L50 86L47 83L48 86H49L48 89L50 88L49 89L50 91L47 90V93L39 101L36 100V98H35V96H36L35 94L36 93H34L35 91H33V90H35L34 88L36 87L35 86L36 83H34L33 80L36 79L35 77H37V75L36 74L34 75ZM71 73H73V74L71 75ZM31 74H32L33 78L31 77ZM46 74H48L49 76L47 77ZM40 75H39V77H40ZM50 75H51V77H50ZM68 75H70V76H68ZM72 76L74 78L76 77L75 80H77V82L75 80L71 79V78H73ZM204 76H206V77H204ZM13 77H15V79ZM54 78H52V80H54ZM68 78H70L72 81L70 79H68ZM192 78H193V80H192ZM29 79H30L31 83L29 82ZM78 79L80 80V82H79ZM200 79H201V81H199ZM65 81L66 80L64 79V83H65ZM73 81H74V83H73ZM262 81H263V83H262ZM71 82L74 85H72ZM83 82H84V79H83ZM202 85H203V83H202ZM23 86H24V88H23ZM18 87H19V89H18ZM79 87H80V89H79ZM83 87H84V85H83ZM135 87H137V88H135ZM71 89H72V87H71ZM133 89H134V91H133ZM238 92H240V93H238ZM17 93H19V96H18ZM22 93H23V95H22L23 97L20 96ZM237 94H238V96H237ZM4 95H6V96H4ZM4 97H6V98H4ZM2 99H3L4 102H2ZM20 99L23 100V101H21ZM52 99L54 101H50ZM10 100L12 102H10ZM41 100H43V101H41ZM47 102H48V105H47ZM133 102H135V103H133ZM21 103H22V105H21ZM51 103H53L55 106L53 104H51ZM180 103H183L184 105L180 104ZM49 104H50V106H49ZM226 105H228V106H226ZM17 106L18 107L20 106V107L17 108ZM13 107H16V108H13ZM41 109H42L43 113H42ZM14 110H13V112L16 111V110L15 111ZM20 110H21L22 113L20 112ZM243 110H245V112ZM23 112H24V114H23ZM8 113L10 114L9 116H7ZM240 113H243V114L241 115ZM6 116L9 117V118H7ZM130 116H131V118H130ZM6 119L7 120L9 119L10 123H9V121H6ZM61 120L62 121H60L59 123L61 125L62 124L63 125L61 126L57 122V123H55V126H57V128H58L57 130L58 131H61L60 132V136L64 137V136H66L68 134L67 128H66L67 127L66 116H64L63 119H61ZM110 120H111V122H110ZM28 121H30V122H28ZM173 121H175L174 124H173ZM47 122H45V123H47ZM175 123H176V125H175ZM7 125H9V126H7ZM29 126L30 127L33 126L35 129L38 128L40 130V132L41 131L42 132L40 133L39 130L35 131V129L33 127H31L32 128L31 129ZM63 128H64V131H62ZM30 129H31V131H30ZM6 130L10 134L9 133L7 134ZM29 131L30 132L33 131V133L38 131V133L40 134V138L41 139L39 140V138H38L39 136H37L38 139L35 138L36 136L33 137L34 135H36V133L33 136H32V133H31L32 138L33 139L35 138L37 140V141H35V139H34V143L36 142L35 145L32 144L33 143V139L30 137V132ZM44 131H45L46 135H44V133H43ZM63 134H65V135H63ZM41 135L43 137H41ZM5 136H7V137H5ZM29 138H30V140H29ZM66 138L68 139L69 136H66ZM66 138L64 137L63 139H66ZM5 139L8 142H6ZM194 140H196V139H194ZM112 141H113V144L110 143ZM115 141H116V143H114ZM42 142H43L44 145L41 144ZM12 143H13V145H11ZM107 143H108V145H107ZM117 143H118V145H117ZM26 144H28L29 146L26 145ZM109 144H111V145H109ZM114 144H115V147H114ZM128 144H127V146H129ZM32 145H34V149H33V147H31ZM39 145H41V148L39 147ZM116 145H117V147H116ZM119 145H122V146H119ZM218 145L221 148H219ZM245 145H246V148H245ZM1 146H3V147H1ZM118 146H119L120 149L118 148ZM12 147H13V149H12ZM243 147H244V149H243ZM30 149L32 151L31 154L29 152ZM45 149H47V150H45ZM33 150H34V152H33ZM37 150H38V153H37ZM40 150H41V152H40ZM76 150H70V157H72V159H76V157L78 155V152L75 153L76 156L73 154ZM7 151H9V152H7ZM166 151H167L168 155H166L167 154ZM44 152H46V153H44ZM25 153L28 154V155H26ZM113 153L116 155V157H119V159L123 160L122 163L119 164V166H117V165H116V167L114 166L115 164L113 163V159H111V158L115 159L116 157H114ZM43 154H45V155H43ZM35 155H37V156H35ZM7 156H9V155H7ZM123 157L126 158V159H124ZM25 159L27 161H29V162L27 163V161ZM109 159H111L110 161L112 162L113 166L109 162ZM166 159L168 160L169 163H167ZM40 160L43 163L40 162ZM46 160H47V158H46ZM105 161H106V163H104ZM38 163H40V164H38ZM41 163L42 164H44V163L46 164V165L45 164L43 165L44 167H46V169L43 168ZM153 164L155 165V167L156 166L157 167L153 168ZM36 165H37V168H36ZM76 165L77 164H75V166H74L75 168L73 167L74 169L71 168V170H73V171H71V172L69 171L70 172L69 175H71V177H72V175H73V177L76 176V177H78L77 179H79V177H80V173L79 172L80 171L78 170ZM103 165H105V167ZM148 165L152 166L153 171L156 170L154 172V174H153L154 176L150 178V182H149L150 184L146 183V185L144 184L145 186L143 185L142 189L139 188L140 189L139 190L137 188L136 190H134V192H133L134 194L131 193L133 195L128 197L129 199L127 200V204L125 203L123 205L124 207L121 205L120 209H122V210H120V209L117 210L115 208H114L115 210L114 209H110L111 211H110V214L107 216L108 218L104 219L103 218V215H104L103 212L104 211L102 210L101 206L99 207L100 200H101L100 199L101 198L100 194L102 192V184L99 186V183L101 181H105L106 178L107 179L110 178L111 180L109 179V186L111 187L110 188L111 192L109 191V193H110L109 195H111L112 193L114 194V196L118 195L122 191L121 188H122L124 182L125 183H129V180L126 181L127 179H129V176H131L134 173L135 170H137V169H139L141 167L145 168V166L147 167ZM12 166H14V167H12ZM7 168L9 169V171H8ZM52 168H54L53 170H51V171H53L52 172L53 174L54 173H58V171H59L58 167L54 166ZM107 168H109V169H107ZM254 168H256V170ZM56 169H58V170L56 171ZM76 170H77V173H76ZM74 171H75L76 174L74 173ZM41 173H43L44 176ZM78 173H79V175H78ZM160 175H161V177H160ZM42 178H44V179L41 180ZM28 180H29V182H28ZM206 181H210V182H212V184L215 183L214 185L216 187L218 185V187L216 188L217 190H216L215 194H213L214 196L211 198V200L208 201V204L206 203L205 207H203L204 209L201 212V215H200V218H199V220L197 222V225H196L197 227H195V230L193 229L194 231H192V232L189 231V233L191 232L190 234H188L189 236H187L179 244L173 245L175 247V248H173L171 246V244H169V243L172 242L173 238H171V237H173L175 235L174 234V231L176 230V229L174 230L175 224L174 223L173 224L171 223L172 225L170 223L166 224V223H164V220L167 217H176V219H178L179 222L184 223L186 218H187V214H188L187 210L184 207L190 201L193 193H196V191L201 189V187H204V185L207 186V184H209ZM25 183H26L28 189L26 188V185H24ZM82 183L85 184L84 182H82ZM228 183H230V184H228ZM36 186L39 187L40 190L38 188H35ZM180 186H182V187H180ZM4 187L8 188L9 190L7 189L8 191L6 190L7 192H5V188ZM23 187H25V188H23ZM32 188L33 189L35 188V190L38 189L42 194L44 193V191H45V193H44V195L41 194L42 197L39 198L40 194L38 195V193H37L38 190H36V192H35V190H33ZM67 188L63 190V194L64 193L68 194L69 190ZM26 189L28 190V192H27ZM42 189H43V191H42ZM99 190H100V194H99ZM170 190L171 191L172 190L176 191V195L175 196H176V201H178V202H176L178 204V208H175V209L176 210L178 209L177 211L175 209L174 210L172 209V211H170L171 210V203H170V196H171L170 194H171V192H170ZM31 191H34V192L31 193ZM168 191H169V194H168ZM17 192H19V193L17 194ZM20 193L22 194L21 195L22 199L25 198L26 201L28 199V202H29L30 199L32 201H34V199H35V201H36V198H37V201H38V203L40 204V207H41L39 216H35L34 217L35 219L33 218V222L34 221L35 222L31 223V224L27 223V224H29L30 227L26 224V226L28 228H31L29 230L26 229V226H25L26 221H25V223L20 222V219H23L21 216H22V212L24 210V208H22L23 204H22V200L20 198ZM36 193H37L38 197H36L37 196ZM225 193H227V194H225ZM168 195H170V196H168ZM17 198H20V199H17ZM86 198L88 199V201H87ZM247 198H248V200H247ZM4 200H5V202H4ZM18 200H21V202H19ZM25 200H23V203L24 202L26 203ZM40 200L42 201V203H41ZM6 202H7V204H6ZM48 202L52 206L49 205ZM129 203H130V205H128ZM127 205H128V207H127ZM43 206H44V208H42ZM82 206H84V208ZM18 207L23 209V210H20ZM45 207H46V209H45ZM4 208L6 209V211H4L5 210ZM64 208H65V210H67V209L68 210L64 211ZM11 209H13V210H11ZM49 209L51 211H49ZM100 209H101L102 212L100 211ZM83 210L86 212L85 213L86 217H88V224H87L88 226L87 227L91 230V233H90V235L87 236V238L85 239L84 242L79 243L78 241L75 240L74 237H75V234L77 235V231L76 230H77V227L79 225L78 223L80 222V219L82 217V215H80V214H84ZM131 211H132V214L135 217L130 214ZM2 212L0 213V215L2 214ZM17 212H19V214ZM65 212H66V214H65ZM99 212H100V214H99ZM20 213H21V216H20ZM173 213H175V214H173ZM255 213H256L255 216L251 220H248L247 223H245V224H244V222H243V224L241 223L242 225L239 226L240 230L238 228L237 235H239L241 237L243 236V238L244 237H248L253 232V230H254L253 228H254L255 225H261V224L263 225V223H264V206L259 208V209H257V212H255ZM15 214H16L17 217H20V218L17 219L16 216H14ZM221 218L224 220L223 222L219 221V220H222ZM256 218L258 220H256ZM14 219L17 220V221H15ZM43 219L46 220V221H44ZM91 219H93V220H91ZM101 219H102L103 222L101 221ZM128 219H130V221H128ZM12 220H14L16 222V225H15V223L12 222ZM259 220H261V221H259ZM100 221L102 222V224H101L102 225V230H100L101 227H97V226H99L98 222L100 223ZM118 221H119V223H117ZM19 223H20V225H19ZM103 223H104V226L106 227V228L104 227V229H103ZM123 224H125V225H123ZM9 225H7V226H9ZM21 225H22V227L24 225V227H23L24 229L21 227ZM216 225H218V226H216ZM5 227H6V230H5ZM11 227H13V229H11ZM15 227L19 228V229H17L18 230L17 232L23 230V232L21 231V232L18 233V236H17V233L14 232V231H16ZM144 227L148 229V232L146 231L145 232L146 234L144 233V237L145 238L141 239L142 241H140V242L138 241L139 243L137 244V241H136L137 239L136 238L139 237V235H138L140 233L139 230L143 229L141 231L144 232V230H146ZM9 228L11 229V231H9L10 230ZM118 228H121V229H118ZM217 228H219V229H217ZM96 229H99L98 230L99 232H97ZM215 229H217L219 231V233H220L219 236H217L216 234L215 235L213 234ZM24 230H27L29 234L27 233V231L24 232ZM25 233H27L28 236ZM21 234H22L23 237H25V238H22V239H25L24 243H22L23 241L19 242V238L17 239V237H19V235L21 236ZM172 234H174V235L172 236ZM14 236H16V237H14ZM92 236H94L96 238H93ZM67 237H68L69 241L67 240ZM170 238H171V241H169ZM16 239H17L18 243H20L21 245L18 246L16 242H15L16 244L14 242L12 243V241H15ZM115 239H117L119 242L117 240H115ZM92 240H94V243H93ZM198 241L200 243H198ZM34 243H36V244H34ZM135 243H136V245H135ZM235 244H236V242H235ZM235 244L233 242L231 246H233ZM35 245H36V247H35ZM167 245H169L170 248ZM219 245H220V247H219ZM16 246H18V247H16ZM33 246L35 247V249H33L34 248ZM9 247H10V249H9ZM12 247H14V249ZM15 247H16V249H15ZM81 247H85L86 248L85 251L87 252L86 253L87 255L85 254L86 256L84 255L80 259V261L77 262V254L79 252L78 249L80 250ZM254 247L256 249L259 246L254 245ZM112 249H113V252L111 251ZM258 249H259V251H257L258 252V256L256 258V261H255L256 263L255 264H261V261H262V263L264 261V255H263L264 254V247H262V248L259 247ZM163 250H165V251H163ZM89 251H90V253H89ZM110 251L112 253H110ZM7 252L9 254H7ZM11 253H13V254H11ZM163 254H165V256ZM7 255H8V257H7ZM3 256L6 257V259L3 258ZM259 256H260V258H259ZM72 257H73V259H72ZM7 259H9V261ZM32 259H33V261H32ZM10 261H11V263H10ZM172 261H174V262H172Z\"/></svg>",
	"mask_w": 264,
	"mask_h": 264
}]
</instances>
